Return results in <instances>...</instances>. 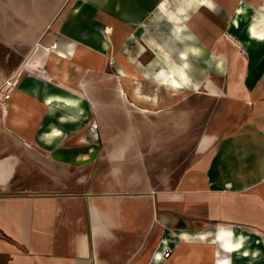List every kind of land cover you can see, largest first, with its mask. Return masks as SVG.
Returning <instances> with one entry per match:
<instances>
[{
  "label": "crops",
  "instance_id": "1",
  "mask_svg": "<svg viewBox=\"0 0 264 264\" xmlns=\"http://www.w3.org/2000/svg\"><path fill=\"white\" fill-rule=\"evenodd\" d=\"M215 1L233 13L228 34L210 0H73L60 8L54 31L5 79L12 87L0 102V264H264V116L238 129L253 99L247 64L234 65L247 61L240 44L251 52L264 42V0ZM252 7L262 18L242 25ZM152 14L171 50L148 35ZM138 43L139 55L148 45L154 56L141 61ZM190 54L204 67L196 75L214 61L224 86H190L177 61ZM110 57L123 82L100 86ZM146 79L152 85L138 84ZM200 85L224 93L217 115L203 122L201 149L175 183L160 173L157 184L145 158L164 155L154 144L173 136L146 132L139 118L133 129L122 107L100 111L108 98L100 94L114 93L127 108L171 105L168 125L178 132L179 94ZM101 118L102 133L85 131Z\"/></svg>",
  "mask_w": 264,
  "mask_h": 264
},
{
  "label": "rangeland",
  "instance_id": "2",
  "mask_svg": "<svg viewBox=\"0 0 264 264\" xmlns=\"http://www.w3.org/2000/svg\"><path fill=\"white\" fill-rule=\"evenodd\" d=\"M72 1L73 0H0V86L7 77L10 75L12 76L19 71L20 67L24 65L23 63L29 56L35 44L42 43L43 40L48 37V33L50 31H54V21L55 18L59 16L60 8L73 3ZM210 5L216 13L223 17L224 22H222V25L225 27L226 24V33H230L228 29L230 28L229 21L233 16L232 11L231 13L228 12L220 4H217L215 0H210ZM167 6L168 9L170 8V10H175L171 4ZM249 10H247L249 16L246 19L244 18L241 20L242 25H246L256 16L262 18L263 12L260 11L259 7L258 9L252 7ZM145 27L151 38L153 37L158 40H162L163 45H166V47L171 50L170 47H172V45L169 43L170 40L168 39V35L166 33L167 28L157 19L155 15L152 14L148 18L145 23ZM234 35H236V37L238 36L237 31L236 33L234 32ZM137 47L139 49L137 50L136 55L139 59H141V61L145 62L154 56L153 50L148 45L145 46V49H143L140 55L139 51L142 49V46L138 43ZM239 51L243 56H245L247 61H234V65L241 68V66L247 64V73H245L244 82L246 84V88L252 96L251 98L253 99L251 102L252 104L239 116L241 123L239 124L238 129L245 131V129L249 126V120L251 117L264 116V42L253 45L251 52L242 43L239 45ZM44 60H46V58L41 59V61ZM177 61L179 64L185 66V70L190 73L189 76L185 71L189 77L188 81H190V86L198 85V82L200 84H204V82L202 83L203 80L208 81L205 84L209 87V90H214V87L211 84L224 86L223 74L218 73L214 61L210 62L209 70H206L205 73L201 72L198 75H196V69H204L200 60L198 61L190 54L188 58H177ZM224 63L226 68L227 62ZM179 79L182 83V87V85L185 84L183 83L184 80L181 78ZM235 80V84L240 85V82L237 81L238 79L236 78ZM122 82V77L119 76V72L117 71V63L113 57H110L107 65L99 72L98 84L100 86H117ZM9 83L10 82H8V85ZM140 83L143 87L152 85V82L147 79L141 80L138 84ZM157 84L166 86L165 82H157ZM257 85L262 86L263 92H259V94L254 96L256 94L255 89ZM200 86L201 88L194 89L191 93L179 92L178 109L174 110V115L178 114L180 121L177 130L178 132H176L174 128H170V125H168V122L172 117L170 111L171 105L160 108H145V106L139 107L140 105L138 106L137 104L128 103L127 108L123 106L121 102H116L117 98L114 93L100 94L104 97L108 96L106 100H100V111H105L107 108L110 111H112V109L115 110L116 113L117 109L122 107L121 112L125 118L128 119L129 116L131 117L133 129L134 127L137 128L139 126V118L140 122H143V125L140 126L146 132H158L161 135L164 134L168 138H170L171 135L173 136L172 141L162 140L154 144L155 149H163L162 153L164 155H156L145 158L148 165L155 170V172L152 173V178H155L154 181L157 184H159L160 181V177L157 174L160 173L170 174V180L175 183V179L180 177L181 172L188 165H190V161L201 149L200 143L205 132L203 122L207 121L205 119H207L209 115L213 117L214 115H217L218 97L223 96L224 93L220 92L216 94H209L208 89L204 87V85ZM187 87L190 88L189 86ZM161 92L164 93L163 90H161ZM161 92L160 97L162 95ZM188 116L191 117L192 120H190L191 128L189 125L184 123L186 120L185 118ZM115 118L118 119V116ZM99 121L100 123L98 125L94 122L91 126L88 125L85 131L87 132L92 130L94 132L102 133V131H104L103 128H105L103 124L101 125L103 119L101 118ZM113 127H116V125H113ZM102 143L105 142H101V144ZM167 150L169 153H167ZM125 159L128 158H121L120 161ZM117 160H119V158H117ZM186 195L187 193H184L182 197L183 199L178 201V211L180 213L186 208ZM181 227L184 226L180 224V229H182ZM187 227L190 228V226ZM177 243L181 245L180 247L185 245V242L182 240H178Z\"/></svg>",
  "mask_w": 264,
  "mask_h": 264
},
{
  "label": "built area",
  "instance_id": "3",
  "mask_svg": "<svg viewBox=\"0 0 264 264\" xmlns=\"http://www.w3.org/2000/svg\"><path fill=\"white\" fill-rule=\"evenodd\" d=\"M53 47L55 48V44ZM6 83H7L6 80H4V82L0 86V102L2 100L9 98V96H10L9 90L11 89L12 86H7ZM169 254H170V250H166L165 256H168Z\"/></svg>",
  "mask_w": 264,
  "mask_h": 264
},
{
  "label": "bare ground",
  "instance_id": "4",
  "mask_svg": "<svg viewBox=\"0 0 264 264\" xmlns=\"http://www.w3.org/2000/svg\"><path fill=\"white\" fill-rule=\"evenodd\" d=\"M184 54V56H186V54L185 53H183ZM183 56V55H182ZM182 65V64H181ZM181 67V66H180ZM182 67H184L183 65H182ZM180 78L182 79V80H184L186 77H185V73H184V71L183 70H180ZM178 80H176V82H175V84H177L178 85V87H180V85H181V82H180V79L179 78H177ZM187 80V79H186ZM152 98V100H154V97H151ZM155 101V100H154Z\"/></svg>",
  "mask_w": 264,
  "mask_h": 264
}]
</instances>
